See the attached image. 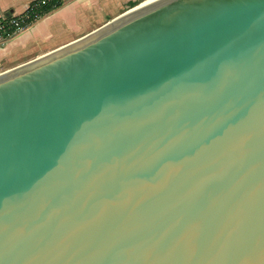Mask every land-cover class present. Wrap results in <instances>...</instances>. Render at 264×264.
Listing matches in <instances>:
<instances>
[{
    "label": "water",
    "instance_id": "1",
    "mask_svg": "<svg viewBox=\"0 0 264 264\" xmlns=\"http://www.w3.org/2000/svg\"><path fill=\"white\" fill-rule=\"evenodd\" d=\"M144 1L0 71V264H264V0Z\"/></svg>",
    "mask_w": 264,
    "mask_h": 264
},
{
    "label": "crops",
    "instance_id": "2",
    "mask_svg": "<svg viewBox=\"0 0 264 264\" xmlns=\"http://www.w3.org/2000/svg\"><path fill=\"white\" fill-rule=\"evenodd\" d=\"M30 1L31 0H0V16L4 14L20 13L26 9ZM88 1L89 0H63L61 5L45 12L37 22L30 25L28 28L8 37L0 36V64L15 59H22L26 55H30L38 47H43V45L50 42L55 36H58V34L60 35L66 28L70 27L71 30H79L91 24V13L93 8L91 6H93V3L100 5V0H91L89 1L90 3ZM128 1L129 0H123L120 4L118 3V6ZM81 5H84L85 8L80 9ZM117 14L113 15L115 16ZM110 17H113L112 14ZM92 29L88 28L86 32Z\"/></svg>",
    "mask_w": 264,
    "mask_h": 264
},
{
    "label": "rangeland",
    "instance_id": "3",
    "mask_svg": "<svg viewBox=\"0 0 264 264\" xmlns=\"http://www.w3.org/2000/svg\"><path fill=\"white\" fill-rule=\"evenodd\" d=\"M89 1H91V0H89ZM121 2H123V0L122 1H120V0H100V5L97 3H93V6H91V7H93L92 13H91V15H92L91 16V24L86 26L84 29L82 28L79 30H71L70 27L66 28V30L63 31L60 35L58 34V36H55L50 42L43 45V47H41V48L38 47L30 55H26L22 59H18V60L15 59V60L3 62L2 64H0V71H3L9 67H12V66H14V65H16L22 61L31 59V58L37 56L38 54L46 52V51L62 44L63 42H66V41L72 39V38L78 37V36L84 34L88 28L92 29V28H95V27L101 25L102 23L106 22L108 19L112 18V17H110L111 14H112V16H114L113 14L120 13L129 7L127 2H124L123 4L118 6V3L120 4ZM84 8H85L84 5L80 6V9H84ZM89 21H90V19H89Z\"/></svg>",
    "mask_w": 264,
    "mask_h": 264
},
{
    "label": "built area",
    "instance_id": "4",
    "mask_svg": "<svg viewBox=\"0 0 264 264\" xmlns=\"http://www.w3.org/2000/svg\"><path fill=\"white\" fill-rule=\"evenodd\" d=\"M58 0H31L20 13L0 16V36L8 37L37 22L45 13L46 7Z\"/></svg>",
    "mask_w": 264,
    "mask_h": 264
},
{
    "label": "trees",
    "instance_id": "5",
    "mask_svg": "<svg viewBox=\"0 0 264 264\" xmlns=\"http://www.w3.org/2000/svg\"><path fill=\"white\" fill-rule=\"evenodd\" d=\"M62 1H63V0H58L56 3H53V4L48 5V6L46 7V11H45V12L50 11L52 8L61 5ZM139 1H140V0H129V1L127 2V4H128V6L130 7V6L135 5V4L138 3Z\"/></svg>",
    "mask_w": 264,
    "mask_h": 264
},
{
    "label": "bare ground",
    "instance_id": "6",
    "mask_svg": "<svg viewBox=\"0 0 264 264\" xmlns=\"http://www.w3.org/2000/svg\"><path fill=\"white\" fill-rule=\"evenodd\" d=\"M149 1H152V0H146V1L143 2V4H145V3L149 2Z\"/></svg>",
    "mask_w": 264,
    "mask_h": 264
}]
</instances>
